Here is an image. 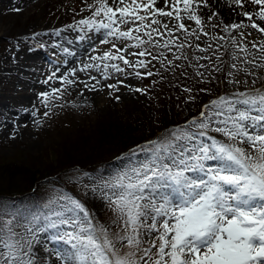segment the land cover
I'll use <instances>...</instances> for the list:
<instances>
[{"label": "snow or ice", "instance_id": "6c2138e0", "mask_svg": "<svg viewBox=\"0 0 264 264\" xmlns=\"http://www.w3.org/2000/svg\"><path fill=\"white\" fill-rule=\"evenodd\" d=\"M157 3L94 0L87 5L92 15L78 21L77 27L104 30L106 38L101 43L111 44L114 51L92 55V63H84L80 71L94 68L108 79L109 69L124 71L110 62L147 67L143 59L132 65L121 54L126 49L116 41H135L128 47L144 50L132 55L145 57L151 55L147 45L169 48L175 31L187 32L182 13L196 25L202 24L193 11L195 0H164V8ZM250 3L259 6L258 11L243 15L252 28L264 33V27L253 21L254 15L264 21V0ZM173 20L177 23L170 27ZM244 26L230 25L233 29ZM161 29L170 37L163 44L154 41V34L163 35ZM260 51L264 52V43ZM75 73L72 69L71 74ZM63 82L74 83L67 77ZM59 91L53 89L52 95ZM41 96L47 105L50 94ZM204 108L186 125L130 149L127 165L92 189L99 190L119 231L93 224L84 204L66 193L44 205L46 214L32 217V225L42 222L35 231L57 230L53 239L66 245L56 253L61 264H264V92H239L231 99L221 96ZM209 131L226 141L208 135ZM198 137H207L210 143ZM139 153H144L142 159ZM12 225V220L0 222V264H36L32 239L18 238ZM28 231L33 232V227Z\"/></svg>", "mask_w": 264, "mask_h": 264}, {"label": "rangeland", "instance_id": "374dc122", "mask_svg": "<svg viewBox=\"0 0 264 264\" xmlns=\"http://www.w3.org/2000/svg\"><path fill=\"white\" fill-rule=\"evenodd\" d=\"M198 1L195 0L193 11L196 10L202 24L196 25L195 21L187 19V13H182L187 32L175 31L172 37L174 44L169 48L147 45L151 55L139 57L132 53L143 48L128 47L135 41L124 44L116 41L118 47L126 49L121 54L132 65L143 59L147 67H131L122 61L110 62L120 65L124 71L109 69V78L105 79L102 72L94 68L80 71L84 63H92L91 56L76 65L77 58L68 55L73 52L69 41L75 44L82 40H95L91 48H94L93 55L97 56L105 51H114L111 44L101 43L106 38L104 30L97 32L77 27L78 21L92 15L87 5L94 0H0V156L40 168L46 163L55 164L63 154L84 160L92 153L95 157L97 153L112 156L110 149L119 151L117 148L124 143L127 149L113 158L114 171L101 169V177L98 178L78 170L61 173V181L77 194L76 199L84 204L93 224L103 225L112 232L119 231L112 223L113 213L99 190L94 192L92 189L127 165L130 149L156 140L169 130L158 131L155 137L145 132L146 127H156V117L161 113L163 100L156 95L158 85L155 87L154 84L157 83L159 69L164 71L176 67L180 75L197 81L206 93L205 100L200 102L198 98L196 102L189 97L180 99L178 121L183 120L185 125L198 118L201 111H206L205 105L221 96L231 99L239 92H264V52L260 51L264 33L252 28L245 16L231 17ZM156 6L164 8V1ZM237 10L250 13L248 7L239 6ZM162 19L168 22V18ZM253 21L264 27V21L257 17H253ZM176 23L173 20L169 26L174 27ZM234 23L245 26L233 29L230 25ZM161 31L162 36L154 34V41L163 44L170 37L165 30ZM193 32L195 35L189 34ZM176 44L184 47L177 48ZM241 48H247V52ZM73 64L76 67H72ZM74 68L76 73L72 75ZM137 71L141 73L139 77L135 75ZM149 72L152 75H147ZM64 77L74 83H64ZM189 80L184 82V87L179 84L186 96L190 94L187 89ZM53 89L60 91L52 95ZM42 93L51 96L47 105ZM192 111L195 112L190 115ZM100 127H108V135H103L106 140L99 138ZM66 135L70 136L67 138L70 142H64ZM208 135L226 141L219 133L209 131ZM198 139L210 143L207 137ZM143 157L144 153L138 154L139 159ZM59 188L62 185L45 184L43 194L48 200L54 199L61 195ZM47 211L43 206L35 215L46 214ZM96 218H101V221L97 222ZM31 222L32 219L13 228L18 238L26 236L32 239L36 264H61L56 253L66 245L53 239L57 230L35 231L42 222L35 225ZM29 227H33V232L28 231ZM149 238L145 237L146 240ZM124 243L126 245V241Z\"/></svg>", "mask_w": 264, "mask_h": 264}, {"label": "trees", "instance_id": "16d2710c", "mask_svg": "<svg viewBox=\"0 0 264 264\" xmlns=\"http://www.w3.org/2000/svg\"><path fill=\"white\" fill-rule=\"evenodd\" d=\"M187 80H189L188 76L180 75L176 68L164 71L159 69L157 83L154 84L155 87L158 85L156 95L160 97V100H163L160 103L161 113L156 117V127H146L145 132L147 134L155 137L156 132L166 128L172 129L174 128L172 126L182 121H178V103L180 99L189 97L194 102L197 101V98L199 102L205 100L206 93L200 88L197 81L189 80L190 85L187 89H189L190 94L188 96L182 92L180 85L184 87V82ZM193 113L194 111L190 112V115ZM105 134L108 135V127H100L99 138L106 140L107 138L103 136ZM67 138H70V136L66 135L64 142L71 141ZM126 149L127 145L123 143L120 148H117L119 151L114 152L110 149L109 152L112 153V156L106 154L103 156L97 153L98 156L95 157L92 153L87 157L88 159L85 158L87 160H84V158L75 159L68 154H65V156L63 154L55 161V164L46 163L40 168L35 164H22L12 157L4 158L0 156V222L12 220V226L18 228L30 221L39 208L49 201V198L43 194V185L48 183L57 186L62 185V188H59L61 189L59 194L66 193L77 198V194L71 190V187L61 181V173L78 170L84 171L83 173L91 177H101V169L114 171V156ZM96 221H101V218H96Z\"/></svg>", "mask_w": 264, "mask_h": 264}, {"label": "bare ground", "instance_id": "6f19581e", "mask_svg": "<svg viewBox=\"0 0 264 264\" xmlns=\"http://www.w3.org/2000/svg\"><path fill=\"white\" fill-rule=\"evenodd\" d=\"M163 1L164 0H158V3L157 4H161V3H163ZM109 2L111 3V0H109ZM198 2L199 3L200 2H204V5H207V6L211 7L210 9H213L214 8V9L220 11V12L226 13L228 16H231V17H236L237 16V18L244 16L243 13L240 12L241 10H239V11L237 10V8L239 6L248 7L249 10H250V13H255L259 9V6L252 5L250 3V0H240V3L239 4L236 2V0H199ZM25 5L28 6V3H25ZM15 8H16V6H15ZM253 17H257V16L254 15ZM201 21H202V19H201ZM94 42H95V40H88V41H83L82 40V42H79V43L76 42L75 44H73L74 42H70V41L68 42L69 47H72L73 48V52L69 53L68 55H71L70 57L77 58V59H75V63L74 64L77 65V63L79 64L80 62H82V61H84L86 59L88 60V58L94 54V48H91L92 45L94 44ZM74 64L72 65V67L75 66ZM53 257H55V256H53Z\"/></svg>", "mask_w": 264, "mask_h": 264}]
</instances>
